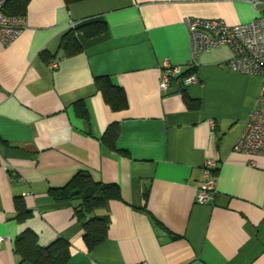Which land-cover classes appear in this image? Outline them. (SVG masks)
<instances>
[{"label": "crops", "instance_id": "crops-1", "mask_svg": "<svg viewBox=\"0 0 264 264\" xmlns=\"http://www.w3.org/2000/svg\"><path fill=\"white\" fill-rule=\"evenodd\" d=\"M261 1H29L27 28L7 46L0 41V264L18 263L15 241L27 229L42 245L67 239L68 264H264V155L235 148L262 79L231 70L228 45L202 53L192 70L185 23L187 16L249 22L264 14ZM92 18L108 30L77 33L82 49L69 53L61 42L71 22ZM167 57L183 73L164 92ZM191 70L198 82L185 86ZM102 76L124 89L126 108L106 101L96 85ZM114 123L116 149L104 140ZM208 158L218 163L216 190L200 204ZM80 170L117 183L122 194L108 202L107 238L93 250L75 215L79 201L49 194ZM17 198L32 212L24 221Z\"/></svg>", "mask_w": 264, "mask_h": 264}, {"label": "trees", "instance_id": "trees-1", "mask_svg": "<svg viewBox=\"0 0 264 264\" xmlns=\"http://www.w3.org/2000/svg\"><path fill=\"white\" fill-rule=\"evenodd\" d=\"M30 0H7L5 11L12 15H24ZM81 0H67L77 2ZM108 30L107 22L103 19L92 18L77 23L74 28L68 29L64 35L61 46L69 53L79 52L82 47L77 39V33L81 32L87 38L96 37ZM42 57L49 61L50 55L46 50L42 51ZM192 72L188 71L184 76ZM96 85L103 92L106 101L113 109H123L128 106V100L124 89L111 82L107 76L97 77ZM192 108L199 107V102L188 99ZM82 106V105H81ZM81 114L86 116L85 108ZM118 138V125L111 124L105 134L104 140L108 145L116 149ZM49 194L58 203L79 201L75 206V215L83 223V239L89 250L103 243L108 234L110 217L105 211L110 200L121 199V189L117 183H107L95 179L88 170L78 171L66 184L50 187ZM16 217L24 221L31 215L24 200H16ZM15 253L19 260L17 264H68L71 258V243L58 237L47 245L39 242L38 235L31 229L25 230L15 241Z\"/></svg>", "mask_w": 264, "mask_h": 264}, {"label": "built area", "instance_id": "built-area-1", "mask_svg": "<svg viewBox=\"0 0 264 264\" xmlns=\"http://www.w3.org/2000/svg\"><path fill=\"white\" fill-rule=\"evenodd\" d=\"M256 7L262 5L261 0H248ZM7 0H0V41L4 45L11 44L27 28L25 15L8 14ZM185 23L189 30L191 57L188 66L193 70L198 64V57L214 47L228 45L234 54L226 62L228 67L239 73L258 76L262 86L255 109L251 112L246 128L238 138L235 148L247 154L264 155V14L245 23L228 24L223 19L187 16ZM71 22L69 29L75 27ZM57 67V62L52 64ZM183 73L181 64H175L167 57L162 65L159 79L160 89L168 91L173 79ZM198 82L195 72L184 76L185 86ZM217 161L208 158L203 165L205 179L201 182L196 201L208 203L216 190L217 178L214 170Z\"/></svg>", "mask_w": 264, "mask_h": 264}, {"label": "rangeland", "instance_id": "rangeland-1", "mask_svg": "<svg viewBox=\"0 0 264 264\" xmlns=\"http://www.w3.org/2000/svg\"><path fill=\"white\" fill-rule=\"evenodd\" d=\"M263 13H264V11H263Z\"/></svg>", "mask_w": 264, "mask_h": 264}]
</instances>
